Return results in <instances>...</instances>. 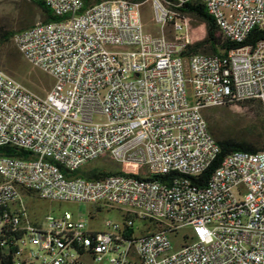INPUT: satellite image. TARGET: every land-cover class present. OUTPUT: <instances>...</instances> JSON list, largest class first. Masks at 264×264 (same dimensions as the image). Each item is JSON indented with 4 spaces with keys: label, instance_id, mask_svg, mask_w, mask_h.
<instances>
[{
    "label": "built area",
    "instance_id": "obj_1",
    "mask_svg": "<svg viewBox=\"0 0 264 264\" xmlns=\"http://www.w3.org/2000/svg\"><path fill=\"white\" fill-rule=\"evenodd\" d=\"M39 1L57 18L10 39L50 86L36 92L0 69V145L26 151L0 154V264H264V148L232 150L199 177L218 150L201 109L258 99L264 112V37L184 55L181 10L202 3L241 42L264 29V0ZM144 1L156 32L144 28ZM99 156L119 168L72 173ZM20 187L124 217L93 229L68 210L30 216ZM134 218L156 224L134 231Z\"/></svg>",
    "mask_w": 264,
    "mask_h": 264
},
{
    "label": "rangeland",
    "instance_id": "obj_2",
    "mask_svg": "<svg viewBox=\"0 0 264 264\" xmlns=\"http://www.w3.org/2000/svg\"><path fill=\"white\" fill-rule=\"evenodd\" d=\"M152 10L148 1H144L140 7V16L144 28L156 32L157 25L151 19ZM43 17L42 11L36 5L27 0H0V30L26 27ZM189 17L191 41L198 40L204 35V25L197 18ZM169 34V32L167 33ZM10 44L14 47L11 39ZM15 48V47H14ZM16 57L10 54L7 49L0 52V59L9 62L12 67L8 70L1 67L8 73L30 89L43 93L52 82V77L31 64L18 51ZM187 97L190 100V87L187 85ZM191 101V100H190ZM208 128L214 138L220 137H243L249 139L256 145H261L264 141V132L260 128H255L256 114L250 105L244 102H232L220 105L205 106L201 109ZM119 168V163L107 156H99L93 160L83 163L79 169L83 170H105L115 171ZM20 198L28 214L41 218L45 214H56L62 210L70 211L74 216L82 215L86 219L89 228H102V221H121L124 217L123 211L119 207L105 204H92L89 202L59 201L39 198L33 191L19 188ZM134 226L143 229L134 231H144V226H155V222L149 220L133 219ZM182 229L179 231L181 232ZM174 241V239H173ZM174 243V242H173Z\"/></svg>",
    "mask_w": 264,
    "mask_h": 264
},
{
    "label": "trees",
    "instance_id": "obj_3",
    "mask_svg": "<svg viewBox=\"0 0 264 264\" xmlns=\"http://www.w3.org/2000/svg\"><path fill=\"white\" fill-rule=\"evenodd\" d=\"M30 3L39 7L42 11V19L39 21H46L50 19L57 18L56 16L52 15L49 8L39 0H27ZM96 1V0H84L83 6H85L88 2ZM82 6V7H83ZM181 10L186 13L188 16L197 18L200 20L204 25V35L202 38L189 42L184 50L183 54L186 55L192 51H201V52H209V53H221L224 52L231 46L240 44V43H247L251 42L256 38L264 37V29L259 27L253 26L251 27L243 41L241 42H234L225 37H223L218 30L217 25L215 24L212 16L205 10L204 6L200 2H185L181 6ZM30 25V24H29ZM28 26V25H27ZM14 30L12 29H1L0 30V52L7 49L8 52L14 57L17 55L16 48L12 47L10 44V36ZM0 66L6 67L8 70H11L12 67L10 66L9 62H4L0 59ZM235 102H244L247 103L252 107L256 114V122L254 123L255 128H260L264 132V112L261 105V102L258 99H245ZM217 145L218 150L210 162V164L201 172L200 178L207 176L209 171L215 167L219 160L228 152L232 150H247V151H256L259 149L264 148V141L261 145H256L249 139L243 137H220L214 138ZM26 151L22 148H18L12 145L2 144L0 145V154H19L22 155ZM107 171L105 170H83V169H76L72 173L74 175L84 176L86 178H97Z\"/></svg>",
    "mask_w": 264,
    "mask_h": 264
}]
</instances>
